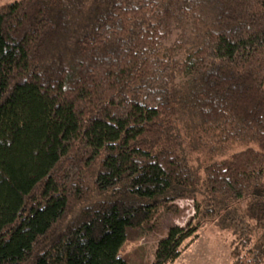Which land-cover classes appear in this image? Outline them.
<instances>
[{"label": "trees", "instance_id": "1", "mask_svg": "<svg viewBox=\"0 0 264 264\" xmlns=\"http://www.w3.org/2000/svg\"><path fill=\"white\" fill-rule=\"evenodd\" d=\"M178 198L231 264H264V0L0 6V264H129L130 232Z\"/></svg>", "mask_w": 264, "mask_h": 264}, {"label": "rangeland", "instance_id": "2", "mask_svg": "<svg viewBox=\"0 0 264 264\" xmlns=\"http://www.w3.org/2000/svg\"><path fill=\"white\" fill-rule=\"evenodd\" d=\"M14 0H0V6ZM194 215L193 201L178 198L167 205L157 206L152 211L151 229L130 232L120 253L129 264H150L158 240L168 228L185 226ZM233 233L213 222L198 226L195 234L181 245V255L176 264H231L229 256Z\"/></svg>", "mask_w": 264, "mask_h": 264}]
</instances>
